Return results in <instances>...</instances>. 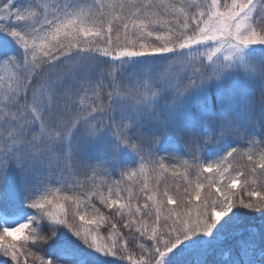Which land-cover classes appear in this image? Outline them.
<instances>
[{
  "label": "snow or ice",
  "instance_id": "snow-or-ice-1",
  "mask_svg": "<svg viewBox=\"0 0 264 264\" xmlns=\"http://www.w3.org/2000/svg\"><path fill=\"white\" fill-rule=\"evenodd\" d=\"M0 69V264H264V0H0Z\"/></svg>",
  "mask_w": 264,
  "mask_h": 264
},
{
  "label": "rangeland",
  "instance_id": "rangeland-1",
  "mask_svg": "<svg viewBox=\"0 0 264 264\" xmlns=\"http://www.w3.org/2000/svg\"><path fill=\"white\" fill-rule=\"evenodd\" d=\"M3 70L0 69V75H3ZM243 223L239 226V227H248V226H259L260 221L259 219H252V218H248L246 219L245 217L242 218ZM245 235H247V233H245ZM228 243H234V241H228Z\"/></svg>",
  "mask_w": 264,
  "mask_h": 264
},
{
  "label": "trees",
  "instance_id": "trees-1",
  "mask_svg": "<svg viewBox=\"0 0 264 264\" xmlns=\"http://www.w3.org/2000/svg\"><path fill=\"white\" fill-rule=\"evenodd\" d=\"M98 207H99V205H98ZM246 219H248L249 217H245Z\"/></svg>",
  "mask_w": 264,
  "mask_h": 264
}]
</instances>
